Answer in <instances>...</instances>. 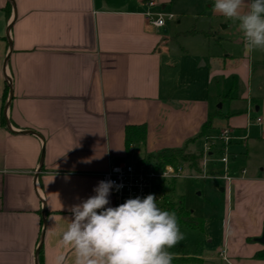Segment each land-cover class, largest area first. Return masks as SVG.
Returning a JSON list of instances; mask_svg holds the SVG:
<instances>
[{
  "label": "crops",
  "instance_id": "crops-1",
  "mask_svg": "<svg viewBox=\"0 0 264 264\" xmlns=\"http://www.w3.org/2000/svg\"><path fill=\"white\" fill-rule=\"evenodd\" d=\"M176 1L149 8L145 0H0V264H35L42 231L41 264H53L60 251L71 264L73 253L59 246L69 209L94 195L112 164L185 144L202 150L206 135L227 126L247 133V154L260 148L264 51L246 55L238 22L215 13L214 0H195L201 11H189L197 14L192 30L205 33L207 46L196 57L201 63L185 68L192 77L184 82L170 62L169 29L145 17L147 10L170 12ZM174 17L167 21L179 23ZM199 18L207 29H198ZM209 119L211 128L198 137ZM138 124L144 141L126 147L125 127ZM263 155L247 167L237 166V155L228 158L229 193L223 164L209 157L227 197L216 254L225 246L230 264H264L252 258L264 246L255 239L264 231ZM167 188L166 181L158 186Z\"/></svg>",
  "mask_w": 264,
  "mask_h": 264
},
{
  "label": "clouds",
  "instance_id": "clouds-1",
  "mask_svg": "<svg viewBox=\"0 0 264 264\" xmlns=\"http://www.w3.org/2000/svg\"><path fill=\"white\" fill-rule=\"evenodd\" d=\"M212 7L238 22L246 55L264 51V0H214ZM157 26L162 27L163 20ZM122 187L101 180L94 195L70 207L71 218L60 233L59 246L73 253L71 264H172L170 249L184 239L175 212L159 208L154 194L109 206L112 189ZM53 264H67L63 251Z\"/></svg>",
  "mask_w": 264,
  "mask_h": 264
},
{
  "label": "rangeland",
  "instance_id": "rangeland-1",
  "mask_svg": "<svg viewBox=\"0 0 264 264\" xmlns=\"http://www.w3.org/2000/svg\"><path fill=\"white\" fill-rule=\"evenodd\" d=\"M195 9H198L196 11H201L199 10L201 9L200 2H196L195 0H178L173 7L166 9L174 15H177L180 19L179 23H177L176 20L166 21L165 27L169 29L168 31H170V35L172 36L168 44L170 62L174 65V72L179 71L180 73L181 71L180 75L183 76V81L186 83H190V77H192V75L189 72L185 73V68H189L195 63V65L201 63V60L196 62V57L201 49H205L207 46L205 33L192 30L193 23H195L194 18L197 14L190 15L189 11H195ZM203 21L204 18H199L196 22L198 29L202 27H206L205 29H207V26H203L205 25ZM213 26L218 30L221 27L217 22H213ZM230 29L234 30V28H228L225 29V31H230ZM209 45L214 48L216 44L211 41ZM252 103L259 102L252 100L251 106H253ZM227 104L228 102L223 104L221 101H214V105L221 107L222 111L227 108ZM240 104L242 105L241 102L238 103V105ZM238 107V109L243 110L246 106L244 104L242 108H240L241 106ZM253 113L260 114V112L256 111ZM219 125L221 124H218V126ZM244 143L245 142L242 141L240 144H237V146L233 145L232 147H228L227 156L229 160H231L234 155H237V166L247 167L251 162L253 165H256V162L261 158V154H264V141H259V143H257V145H260V148L257 149L256 153L248 152V154L245 152ZM233 148L240 150V152L232 154L231 152H234L232 151ZM261 148H263V150ZM213 155L218 159L220 153L216 151ZM204 163L199 176H195L198 175L196 172L188 170V168L183 165V171L180 177L166 180V184H170V188H167L166 191L161 190L163 193L162 200L171 201L175 205H180L184 209L191 210L193 215L203 218L202 227L191 228L179 223L180 230L184 234V239L170 249L172 254L196 255L204 258L216 257L219 259L220 257L216 254V248L220 245L222 240L227 211V197L225 193L219 190L220 182L214 179L212 173L209 172L214 168L220 169V166L214 167V165H212L213 161H210L209 158ZM219 260L218 262L220 263L223 261ZM244 264L254 263L246 261Z\"/></svg>",
  "mask_w": 264,
  "mask_h": 264
},
{
  "label": "built area",
  "instance_id": "built-area-1",
  "mask_svg": "<svg viewBox=\"0 0 264 264\" xmlns=\"http://www.w3.org/2000/svg\"><path fill=\"white\" fill-rule=\"evenodd\" d=\"M145 2L149 8L156 6L158 3L157 0H145ZM169 14L174 16V14L171 12H164L162 10H147L145 12V17L149 23L157 26L160 20H163V25L167 20H170L168 18ZM256 120L260 121V118H256ZM246 138L247 133L237 134L233 128L227 126L219 129L217 134L208 135L204 139L201 164L203 166V164H205L204 162L212 154H214L213 151L216 146L220 147L218 150L220 153L218 160L223 164V172L221 175L226 182L227 193L230 192V184L232 180V177L227 173V155L229 144L235 140L244 141ZM182 171L183 166L181 165L173 166L168 164L161 169H154L152 166L146 165L144 163L124 161L110 165L107 170L103 172L101 180H112L117 185H123V187L119 190H116V188L112 189L111 195L109 197V206L116 207L124 203L129 198H144L148 194H154L156 196L157 205H160L163 199V193L158 189L159 184L168 179L180 177ZM199 175L200 174L195 176ZM218 256L226 264H230L225 246L219 249Z\"/></svg>",
  "mask_w": 264,
  "mask_h": 264
},
{
  "label": "trees",
  "instance_id": "trees-1",
  "mask_svg": "<svg viewBox=\"0 0 264 264\" xmlns=\"http://www.w3.org/2000/svg\"><path fill=\"white\" fill-rule=\"evenodd\" d=\"M210 128L211 120L209 119L202 125L197 136H205ZM124 134L126 147H129L130 145L138 147L139 143L144 141L146 136L145 125H127L125 127ZM219 149L220 147L216 146L213 152L218 151ZM202 157L203 150H190L185 144L181 147L162 148L155 153L146 154L137 162L150 165L154 169H161L168 164L173 166L185 165L189 170L196 172V174H200L202 171ZM160 208L170 212H175L180 224L191 228L202 227L203 218L193 215L191 210L184 209L180 205H175L171 201L162 200ZM41 256L42 249H40L38 253L39 264H41ZM252 258L264 260V246L255 251ZM172 264H203V259L196 255H173Z\"/></svg>",
  "mask_w": 264,
  "mask_h": 264
},
{
  "label": "water",
  "instance_id": "water-1",
  "mask_svg": "<svg viewBox=\"0 0 264 264\" xmlns=\"http://www.w3.org/2000/svg\"><path fill=\"white\" fill-rule=\"evenodd\" d=\"M12 90L11 88L9 89V95L11 94ZM10 97V96H9ZM8 103V102H7ZM42 237H43V231L41 233V236H40V240H39V243H38V246L36 248V252H35V264H38V252H39V249L41 247V244H42ZM258 242H260L261 244L264 245V231L262 232V234L258 237L255 238Z\"/></svg>",
  "mask_w": 264,
  "mask_h": 264
}]
</instances>
